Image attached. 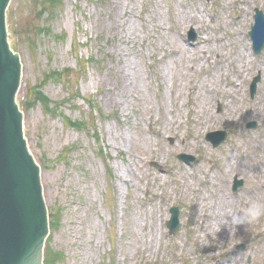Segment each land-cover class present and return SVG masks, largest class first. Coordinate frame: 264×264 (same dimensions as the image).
Segmentation results:
<instances>
[{
	"label": "rangeland",
	"instance_id": "374dc122",
	"mask_svg": "<svg viewBox=\"0 0 264 264\" xmlns=\"http://www.w3.org/2000/svg\"><path fill=\"white\" fill-rule=\"evenodd\" d=\"M39 4L11 0L6 19L21 63L26 143L59 216L47 245L62 253L54 264H264V216L236 235L212 230L264 202V49L254 55L248 37L264 0ZM53 69L70 70L68 85L48 79L37 89L59 105L54 115L24 101ZM66 120L94 125L109 175L92 134ZM215 130L227 137L213 148L205 135ZM180 153L195 161L186 165ZM233 179L242 181L235 193ZM173 205L180 226L169 235Z\"/></svg>",
	"mask_w": 264,
	"mask_h": 264
},
{
	"label": "water",
	"instance_id": "95a60500",
	"mask_svg": "<svg viewBox=\"0 0 264 264\" xmlns=\"http://www.w3.org/2000/svg\"><path fill=\"white\" fill-rule=\"evenodd\" d=\"M8 1L0 0V264H42L48 217L41 194L40 168L28 153L22 113L14 102L20 63L7 40L10 37L4 18ZM254 17L249 35L258 53L264 46V18L259 11ZM207 138L216 146L224 133H211ZM170 212L167 226L172 233L178 226L177 209L171 208Z\"/></svg>",
	"mask_w": 264,
	"mask_h": 264
},
{
	"label": "clouds",
	"instance_id": "9594fccd",
	"mask_svg": "<svg viewBox=\"0 0 264 264\" xmlns=\"http://www.w3.org/2000/svg\"><path fill=\"white\" fill-rule=\"evenodd\" d=\"M264 216V202L252 200L249 202L246 208H243L240 212H232L230 214V220L223 218L218 223H213V231L215 234L220 232L221 228L231 227V234L236 235L237 226H246L259 220ZM216 237V236H215ZM210 241L205 238L203 245H209ZM232 245L231 247H233ZM216 252L210 253L211 256H215Z\"/></svg>",
	"mask_w": 264,
	"mask_h": 264
},
{
	"label": "trees",
	"instance_id": "16d2710c",
	"mask_svg": "<svg viewBox=\"0 0 264 264\" xmlns=\"http://www.w3.org/2000/svg\"><path fill=\"white\" fill-rule=\"evenodd\" d=\"M43 80L47 81L48 79H52L55 80L57 82H64L67 80L66 77H68V72L67 71H63L62 73L60 72H55L54 70L51 72L46 73L43 76ZM68 83V81H66V84ZM41 85H38V88H40ZM36 88L32 87V89L27 93L28 98H32V102L34 105V102L39 103L41 105V108L43 109L42 111H44L45 113H55V111H57V104L50 106V102L47 100L46 96H44L39 90H36ZM87 101V99H86ZM89 103V100L87 101ZM89 106H91V104L89 103ZM66 122L74 128H78V129H87V125H85L84 122L81 121H70V120H66ZM62 156H59L57 161L61 160ZM51 217V222L50 225L53 224V222L57 221L58 219L54 216V215H50ZM45 264H52L53 263V257L50 254L49 250H46L45 252Z\"/></svg>",
	"mask_w": 264,
	"mask_h": 264
},
{
	"label": "bare ground",
	"instance_id": "6f19581e",
	"mask_svg": "<svg viewBox=\"0 0 264 264\" xmlns=\"http://www.w3.org/2000/svg\"><path fill=\"white\" fill-rule=\"evenodd\" d=\"M224 233H226V231ZM222 237H224V235Z\"/></svg>",
	"mask_w": 264,
	"mask_h": 264
}]
</instances>
